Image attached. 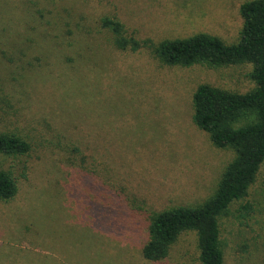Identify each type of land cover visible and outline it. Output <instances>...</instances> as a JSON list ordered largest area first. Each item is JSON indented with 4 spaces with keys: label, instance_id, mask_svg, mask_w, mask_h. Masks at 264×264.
Here are the masks:
<instances>
[{
    "label": "rangeland",
    "instance_id": "1",
    "mask_svg": "<svg viewBox=\"0 0 264 264\" xmlns=\"http://www.w3.org/2000/svg\"><path fill=\"white\" fill-rule=\"evenodd\" d=\"M246 1L0 0V133L30 146L0 155L17 188L0 200V264H199L194 232L143 259L149 219L215 191L234 154L193 124L192 95L250 91L251 65L165 66L146 48L118 50L101 20L152 45L233 44ZM218 223L223 264H264V163Z\"/></svg>",
    "mask_w": 264,
    "mask_h": 264
},
{
    "label": "trees",
    "instance_id": "2",
    "mask_svg": "<svg viewBox=\"0 0 264 264\" xmlns=\"http://www.w3.org/2000/svg\"><path fill=\"white\" fill-rule=\"evenodd\" d=\"M242 28L237 41L226 44L221 39L197 34L152 45L127 37L123 25L104 18L101 26L113 36L118 50L148 49L165 66L226 68L251 65L249 78L254 87L236 93L207 84L199 85L192 95V122L208 135L211 144L230 150L234 156L225 166L213 194L193 207L171 208L150 216L148 240L143 245V259L164 260L170 247L184 232L197 236L199 264H223L219 239V218L231 205L248 194L264 163V0H250L239 6ZM25 139L13 133H0V155L21 156L29 152ZM11 176L0 170V200L9 201L16 194Z\"/></svg>",
    "mask_w": 264,
    "mask_h": 264
}]
</instances>
